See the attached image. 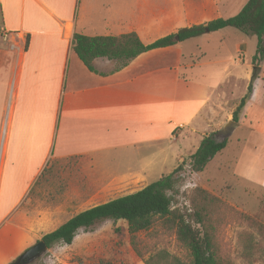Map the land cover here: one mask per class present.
<instances>
[{
    "label": "crops",
    "instance_id": "0c3cea01",
    "mask_svg": "<svg viewBox=\"0 0 264 264\" xmlns=\"http://www.w3.org/2000/svg\"><path fill=\"white\" fill-rule=\"evenodd\" d=\"M221 1L0 0V264L55 229L43 232L42 222L21 209L45 169L76 162L80 170L140 190L153 171L154 143L159 149L177 143L174 160L184 161L204 136L232 120L250 82L245 117L262 115L252 131L264 129V60L255 78L246 75L239 99L227 94L240 71L226 64L244 62L239 35L246 34L236 28L149 50L117 71L105 57L93 59L90 71L72 50L74 33L135 32L148 44L182 27L233 16L247 0ZM229 28L240 33L230 32L237 38L230 44L233 58L222 43L209 42ZM207 65H222V75L202 70Z\"/></svg>",
    "mask_w": 264,
    "mask_h": 264
},
{
    "label": "rangeland",
    "instance_id": "374dc122",
    "mask_svg": "<svg viewBox=\"0 0 264 264\" xmlns=\"http://www.w3.org/2000/svg\"><path fill=\"white\" fill-rule=\"evenodd\" d=\"M229 1L234 3V0ZM225 4L226 0L219 5ZM219 12L225 15L221 9ZM227 30L229 33L226 35H211L209 42L222 43L223 53L233 58L236 54L230 44L237 38L230 32L240 33L233 28ZM239 36L244 38L243 65H234L233 59L226 64L240 71L238 81L232 82V87L227 89L228 96L233 100L244 93L245 77L251 75L254 68L251 57L256 37ZM202 70L217 77L222 75V65H207ZM252 110H247L248 115L252 114ZM245 116L243 107L237 115L236 125L231 127L227 136L218 133L219 129L212 132L218 141L227 139V146L214 156L203 171L194 173L190 170L189 156L181 161L183 168L179 175L183 181L172 192V208L181 211L189 209V197L194 188L186 187L188 183L207 190L227 205L228 211L224 213L225 217L221 216L222 221L216 230V239L226 264H264V227H261L264 226V129H261L263 133L259 129L252 131L262 115ZM156 144L153 147V171L147 174L148 184L181 163L173 157L178 150L177 143L167 141L162 149ZM63 162L38 180L21 208L30 220L36 222L39 219L42 222L43 232L58 227L83 209L133 193L142 187L133 182L96 176L90 170H80L76 162H69L65 168ZM106 171L111 172L109 168ZM68 246V251L56 256H53L52 246L30 264H97L100 261L110 264H189L190 261L188 250L176 241L173 230L164 227L160 220L134 236L128 233L122 220H119L118 226L117 221L99 222L88 231L80 230Z\"/></svg>",
    "mask_w": 264,
    "mask_h": 264
},
{
    "label": "trees",
    "instance_id": "16d2710c",
    "mask_svg": "<svg viewBox=\"0 0 264 264\" xmlns=\"http://www.w3.org/2000/svg\"><path fill=\"white\" fill-rule=\"evenodd\" d=\"M1 24L0 9V36L2 34ZM225 27H233L246 35L256 37V48L251 61L254 67L252 78H255L260 70L259 65L264 60V0H247L233 16L218 17L204 23L182 27L175 33L160 37L148 44H144L135 32L117 36H86L74 33L72 50L90 71H95L92 60L98 57L114 60L113 70L117 71L141 53L174 45L179 41ZM251 91L252 84L250 82L245 94L233 111V121H237V115ZM226 144L227 139L218 141L214 138V133L204 136L196 151L189 156L190 170L194 173L203 171L207 163L221 152ZM182 168L183 162L171 172L162 175L140 190L77 212L54 230L44 234L41 239L48 249L58 241L70 245L79 230L88 231L95 224L107 220L124 221L128 233L134 236L148 230L156 220H160L164 227L173 230L176 241L188 250L189 264H226L222 256L223 251L216 239V230L222 221L221 216L223 217L224 213L228 211L227 205L207 190L196 187L190 194L188 210L181 211L178 208H172V192L183 181L179 175ZM47 172L50 173L51 170L45 169L41 177ZM97 264L110 263L100 261Z\"/></svg>",
    "mask_w": 264,
    "mask_h": 264
},
{
    "label": "water",
    "instance_id": "95a60500",
    "mask_svg": "<svg viewBox=\"0 0 264 264\" xmlns=\"http://www.w3.org/2000/svg\"><path fill=\"white\" fill-rule=\"evenodd\" d=\"M178 40V38H175ZM235 122L233 120L227 121L224 127L220 130L219 133H224L225 136L228 135L232 126H235ZM48 250L45 242L40 239L25 249L12 263L10 264H30L36 259L40 258L46 251Z\"/></svg>",
    "mask_w": 264,
    "mask_h": 264
},
{
    "label": "clouds",
    "instance_id": "9594fccd",
    "mask_svg": "<svg viewBox=\"0 0 264 264\" xmlns=\"http://www.w3.org/2000/svg\"><path fill=\"white\" fill-rule=\"evenodd\" d=\"M186 187L188 188H195V184L194 183H188L186 185ZM108 225L111 226V222H108ZM119 225V221H117V226ZM69 250V246L67 244H65L63 241H58L54 244V252H53V256H56L58 254H63L66 251Z\"/></svg>",
    "mask_w": 264,
    "mask_h": 264
}]
</instances>
